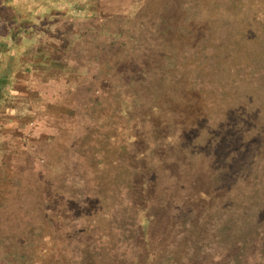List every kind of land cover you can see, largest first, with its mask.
Segmentation results:
<instances>
[{
	"label": "trees",
	"instance_id": "16d2710c",
	"mask_svg": "<svg viewBox=\"0 0 264 264\" xmlns=\"http://www.w3.org/2000/svg\"><path fill=\"white\" fill-rule=\"evenodd\" d=\"M142 7L138 8L136 15ZM169 15L162 12L151 22L155 25L150 29L152 38L148 39L150 46L147 48L159 53L160 62L153 53L157 66H164L162 61L166 63L163 47L157 48L158 41L162 37L167 41L170 35L183 36L188 28H181L180 15ZM129 18L124 20L130 21ZM261 26L264 27V23ZM209 31L211 28L204 27L201 32ZM239 39L245 46L237 44L234 47V58L246 56L241 67L257 77V67L264 63V40L257 43L247 42L246 36ZM224 41L225 38L217 42L201 38L198 54L212 55L216 47L223 51L227 47L230 49L229 42ZM185 47L191 49L190 44ZM174 51L168 68H173L175 61L181 59L177 50ZM153 58L147 57L141 62L130 80L129 93L124 88L119 89L122 97H129L131 109L124 105L112 108L105 117L96 109L88 114L97 118L100 138L91 141L89 135L93 130L90 127L81 132L82 137L85 133L89 141L101 143L100 148L105 149L106 140H110V132L105 129L116 125L113 118L119 113L118 118L123 117L131 125L120 132L124 133L123 138L130 147L125 159L121 156L120 159H107V152H92L88 145L83 146L75 133L78 123L74 124V132L69 138L71 143L49 161L43 159L40 150L36 151L43 139L38 137L31 142L34 152L27 149L29 146L24 135L33 113L26 116L28 122L20 127L0 126V264H209L210 259L220 256L223 251H227V257L235 264H245L249 259L246 252L249 241L255 254L250 264H264V156L259 157V161L251 160L249 168L255 165L251 171L253 174L250 172L245 176L236 169L238 165L232 166L237 179L236 193L244 190L232 198L243 201L250 198L257 204L253 218L258 233L249 241L240 234L248 222H239L237 219L241 215L236 210L230 217V208H224L225 204L222 206L221 201L218 202L220 193L217 196L214 193V178L201 180L202 177L198 176L193 181L195 191L190 200L182 199L180 192L186 190L179 182L166 181L177 178L176 170L165 166L166 159L159 157L179 151L183 142H172L176 138L182 140L197 124L190 122L184 129L180 122L182 114L171 109L169 96L161 94L162 91L149 92L152 87L162 86L165 79L159 72H148ZM210 69H202V79L196 85L192 84L190 94L182 97L187 104L192 100L195 112L199 110L201 113V122H205L207 105L212 101L209 98L214 93V88H209L210 79L205 78H213L215 71L220 72L213 67ZM94 75L99 76L98 73ZM184 75L173 74L168 82L170 89L182 83ZM260 75L264 79V71ZM259 81L256 79L255 84L264 101V81ZM90 87L87 91L91 90ZM250 93L254 100L253 91L237 94V100L231 102L236 110L241 106L244 109L245 103L249 104ZM139 96L145 100L142 102ZM94 100L98 102L100 99ZM99 104L102 105L100 101ZM81 116L79 114L78 118ZM81 120L83 123L84 119ZM254 125L252 121L249 130L256 129L257 134L253 136L264 140V125L259 128ZM39 131L45 132L43 129ZM202 133L198 140L202 139ZM193 139L194 145L198 146L197 138ZM186 147L184 155L197 156L192 152L193 145ZM174 164L178 165V162ZM247 183L255 186L259 194L252 193L248 186L240 188Z\"/></svg>",
	"mask_w": 264,
	"mask_h": 264
},
{
	"label": "rangeland",
	"instance_id": "374dc122",
	"mask_svg": "<svg viewBox=\"0 0 264 264\" xmlns=\"http://www.w3.org/2000/svg\"><path fill=\"white\" fill-rule=\"evenodd\" d=\"M87 1L90 2L88 11L83 20L75 22L76 35L72 40L74 42L72 45L68 44L65 50L69 59L58 63L63 68L60 73L66 75L53 77L52 83L44 84L43 89L46 95L42 99L43 102L37 105L39 107L34 110L32 118L29 119L30 127L24 135L29 146L27 149L34 152L30 144L39 137L43 140L37 145L36 151L40 150L43 153V159L53 160L56 153L71 143L69 138L74 132L72 131L74 124L78 123L79 126L76 127L75 133L78 134L83 146L88 145L87 148H91L92 152H107L109 155L107 159L111 157L120 159V156L123 157L122 159L127 158L130 147L126 145L123 138L124 133L120 132L130 128V123L123 117L118 118L119 113L114 114L113 119L116 125L105 129L110 132V140H106L105 149H102L100 148L101 143L91 142L93 139L100 138L101 135H98L97 118L93 117L94 114L91 117L88 113H94L97 109L105 117L112 108L124 105L131 109L129 97L127 99L122 97L119 89L124 88L125 92L129 93L132 86L130 80L139 69L141 62L146 61L147 57H154L150 59L152 65L149 64L148 72L152 71V74L159 72L165 79L162 86L152 87L149 92L157 90L162 91L161 94L169 96L171 109L175 108L182 114L181 127L187 128L190 122L197 124V127L190 130L182 140H176V138L172 142L174 144L183 142L184 146L179 151L177 149L176 153H168L167 157H164L165 155L159 157L162 160L166 159V161L164 160L165 166L172 169L174 167L176 170L177 178L166 181L179 182L181 188L186 190V192L182 190L179 196L182 199L190 200L191 194L195 191L193 181L198 176L202 177L201 180L214 178V193L216 196L220 193L218 202L221 201L222 206L225 204L224 208H230V217L236 210V213L241 215L237 220L248 222L240 234L248 237L249 241L253 235L258 233L253 218L257 204L255 200L253 203L250 198L244 199L245 201L232 198V195H238L237 193L244 191L239 190L236 193L237 179L232 173L234 172L232 166L238 165L236 169L245 173L246 176L255 168V165L253 168H249L251 160L259 161V157L264 156V140L253 136L257 134V130L251 132L248 127L252 121L255 128L264 125V101L261 100L259 87L255 84L256 79L260 80L259 82L264 81L260 77L264 71V63L257 67V77H255V73L253 76L250 71L241 67L246 56L234 58V47L237 44L240 47L245 46V43L239 42V38L243 36L247 37L249 40L247 42L261 43L264 40V27L261 26L264 23V0ZM87 1L85 0L84 3L85 8ZM141 5L143 7L136 15ZM162 12H168L169 16L180 15L181 28H188L185 29L186 34L183 36L177 34L171 37L169 34L167 41L162 40L163 37L158 41L157 48L162 49L163 47V57H166V63L162 61L161 64L164 66H157V59L154 55L156 53L148 50L147 47L150 45L147 42L149 38H152L150 29H153L155 25L151 22L157 14ZM128 16L130 21H125ZM171 23H174V20ZM204 27L211 28V31L204 33L206 37L201 32ZM201 38H206L210 42L222 41L225 38L232 51L229 47L225 51L216 47L214 54L200 55L198 49ZM187 44H190L191 49L186 50ZM174 50H177L178 58L181 59L175 61L173 68L172 66L168 68ZM156 55L158 56L159 53ZM59 58L61 59V57ZM158 60L159 62L161 60L159 56ZM235 65H239V68L234 69ZM212 67L219 69L220 72L215 71L213 78L209 76L205 78L210 79L209 88L213 87L214 93L209 98L212 100L207 105L209 110L205 113L206 116L203 115L205 122L204 120L201 122V113L199 110L195 112L192 100L187 104L182 97L190 94L192 84L196 85L199 79H202L201 70H211ZM230 69L231 71L228 72ZM96 73L99 76L94 75ZM181 73L185 74L183 82H180L174 89H170L168 82L172 75L180 74L181 76ZM247 76L250 77L247 78ZM251 76L255 79H252ZM119 82L120 84H118ZM89 86H91V90L87 91ZM170 86L173 87V85ZM248 91H253V96L256 98L253 100L252 93H250L249 104L245 103L244 109L241 106L236 110L231 102L237 100V94L241 95ZM94 98L100 99L102 105ZM138 98L142 102L145 100V97L139 96ZM162 99L167 102V99ZM142 102L140 103L142 104ZM79 114L82 116L78 118ZM81 119H84L83 123ZM35 126L36 129H34ZM87 127L93 130L89 135L91 141L85 137V133L84 137L81 134L83 128L87 130ZM41 129L45 132L39 131ZM201 133L202 139L198 140ZM193 138H197L198 146L194 145ZM186 145H193L192 152L194 155L197 153V156L184 155ZM74 149H77V146ZM174 162H178V165ZM222 169L226 172L221 173ZM251 174L253 173L251 172ZM247 184L240 188L248 186L251 191L253 190L252 193L258 192L259 194V191L254 189L255 186ZM253 247L249 241L246 250L249 259L245 264L252 263L255 257L254 250H251ZM249 250L250 252H248ZM226 252L223 251L220 256L210 259L209 264H235L229 256L227 257Z\"/></svg>",
	"mask_w": 264,
	"mask_h": 264
},
{
	"label": "crops",
	"instance_id": "0c3cea01",
	"mask_svg": "<svg viewBox=\"0 0 264 264\" xmlns=\"http://www.w3.org/2000/svg\"><path fill=\"white\" fill-rule=\"evenodd\" d=\"M84 3L0 0V126L26 124V116L43 102L44 84L66 75L58 63L69 59L65 50L74 42L76 21L90 6Z\"/></svg>",
	"mask_w": 264,
	"mask_h": 264
}]
</instances>
